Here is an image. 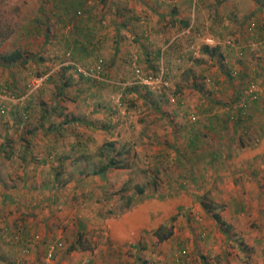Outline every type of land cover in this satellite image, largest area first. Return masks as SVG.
<instances>
[{"label":"crops","instance_id":"obj_1","mask_svg":"<svg viewBox=\"0 0 264 264\" xmlns=\"http://www.w3.org/2000/svg\"><path fill=\"white\" fill-rule=\"evenodd\" d=\"M28 1L12 6L19 18L0 44V52L21 48L22 61H0V83L22 88L27 71L53 65L51 57L73 47L74 39L79 63L92 67L102 58L106 69L95 85L69 76L67 96L58 93L63 80L44 84L29 119L18 128L13 121L21 117L17 108L26 98L9 103L0 115V264H264V46L252 48L246 29L254 19L264 27V0H196L191 5L187 0H85L92 12L84 15L74 10L80 0H49L48 8ZM259 33L264 36V28ZM209 36L220 44L225 68L241 71L260 86L257 103L243 108L241 120L249 112L250 126L234 130L228 123L252 141L242 147L233 142L226 154L210 130L214 112L197 113L194 133L188 122L189 113L205 106L197 90L198 105L189 104L188 67L201 74L211 98L220 100L231 91L211 64L216 56L200 52ZM225 37L232 45L222 44ZM170 42L175 51L163 54ZM130 53H137L143 71L163 72L168 91H175L171 83L181 87L180 101L169 102L160 87L155 92L133 83ZM227 111L221 114L228 116ZM200 134L208 137L206 146L202 140L192 143V135ZM191 144L200 148L189 156ZM135 166L156 177L142 184ZM202 197L221 205L227 235L200 206ZM165 222L171 235L157 241L154 232ZM84 231L95 236L68 250ZM33 233L38 241L28 242ZM54 240L62 247L46 260V245ZM180 249L185 257L175 255Z\"/></svg>","mask_w":264,"mask_h":264},{"label":"trees","instance_id":"obj_2","mask_svg":"<svg viewBox=\"0 0 264 264\" xmlns=\"http://www.w3.org/2000/svg\"><path fill=\"white\" fill-rule=\"evenodd\" d=\"M60 1H63V0H60ZM82 1L81 4L78 3L76 4L77 7H74V10H75V13L76 14H80L82 13V15H84V13H88V12H92L91 11V5H89L87 3L86 5V2L84 3L85 0H80ZM79 1V2H80ZM101 2L103 0H100ZM188 3L191 5V2L193 4H195V1L196 0H187ZM44 7V5L42 6ZM46 8H48L47 6H45ZM49 9H52V8H49ZM43 11V10H42ZM44 12V11H43ZM42 12V13H43ZM178 21V20H177ZM181 22V21H180ZM183 23V25H187L185 22H181ZM251 23L254 24V28L251 29V30H248L247 27L249 25H246V29H247V34H249V39L252 41V40H256V39H259V38H262L264 37L261 33H259V30L264 27L263 24L259 25L258 23L255 22V19L251 21ZM11 33V28H7L5 26L4 28V31H0V43H2L7 37L8 35ZM195 33V32H194ZM193 33H190L189 35H192ZM198 34H201V32ZM195 35V34H194ZM206 38V37H205ZM209 38L212 39V42L211 43H206L205 45L201 46L200 48V52L201 54L204 56H209V57H214L216 56V61L212 62L211 64H215L217 66V69L218 71L224 75L225 77V82L229 85L226 86V88L230 91V93H228V96H227V101H229V111L233 112L234 114H238L239 112H243V117L245 116V110L244 109H239V108H236V107H232V104L238 99V97L241 95V89L243 88V86H245V84L247 82H250L252 80H247L248 78H246V76H244V74L240 71H237V74H236V71L234 70H231L230 68L227 69L225 68V59L223 58V55L220 53L219 51V43L218 41H216V37L214 36H209ZM248 39V40H249ZM220 40H222V44L226 47L229 46L228 43H226L227 40H230V38H220ZM75 41V44L74 46L67 50H64L62 52V54H56L54 55L53 57H51V59L55 60V62L53 63V65H56L58 64V69L57 70H53L52 72L49 73V75L47 76V79L43 82L42 86L44 84H47V83H50V82H54V81H59L61 82L62 80V83H60V89H59V92L61 96H67V93H66V88H65V84H66V81L68 80L67 78L71 75H74L76 76V78L78 79H83V80H87L89 84L91 85H95V84H98L99 81L96 79V78H92L90 76H83L82 74H80L79 72L76 71V65L84 68V69H88L90 68L91 66H86L82 63H79L77 61L78 59V56L75 52V48L78 47L79 49V43L76 42L77 40L74 39L72 42ZM216 41V43H215ZM233 42V41H232ZM208 44H211V45H208ZM175 42H170V44L167 46V49H165L162 53L164 54V52H170L171 49L173 51H175ZM65 47H69L68 45H65ZM240 51V55H238V51L236 53V56L238 58V60L242 57V50H239ZM68 53L67 55H65V53ZM24 54V51L19 48V47H16V48H12V49H9V50H2L0 52V61L4 64H11V63H17V62H20L22 61V56ZM189 54V53H188ZM76 55V57H75ZM163 57H165L163 55ZM175 57V56H174ZM32 60H37L38 58L37 57H32L31 58ZM40 59V58H39ZM102 59V58H101ZM198 60V59H197ZM197 60H193L194 62L198 63ZM49 62V61H48ZM63 62H65L64 64H62ZM50 63V62H49ZM134 64L140 74L142 76H147V75H156L158 73V71L156 72H146V71H143L140 67V64H139V58H138V55L136 53V55L134 56V54H129L128 56V59H127V67L129 68V64L131 66V64ZM52 64H47L45 68H42V69H35V70H29L27 71L23 76V78L25 79L24 81V84H23V87L18 89L17 86L15 84H9V83H0V88L2 87H5L8 92L10 94H12L14 97L18 98L19 96H21L22 94H25V91H26V87H25V83L27 81V79L31 76H40L48 71H50V67L53 66ZM209 66H211L209 64ZM208 66V67H209ZM106 69V66L104 64V61L103 59L101 60V66H100V71H99V77L102 76L104 74V71ZM130 73L132 74L133 73V69L132 67H130ZM230 73H233L234 74V77H236V79L238 78V80L236 82H233L232 80L235 79L233 78V76H231ZM237 75V76H236ZM131 76V75H130ZM162 76L164 77V74L162 72ZM165 78V77H164ZM185 78L186 79H190L189 83H190V86H192L193 89L197 90L200 92V95L203 96L204 100H205V106H203V108L201 109V111H198V112H193V116H194V120L190 121L189 118H188V122L192 125L190 128L192 129V133H194V129L198 127V125L200 124V120L198 121V115L197 113L201 114V113H204L207 115H209V113L211 114V112H214L215 113V116H211L213 117L214 119L212 121H215V125H210L211 129L215 135H213L214 139L216 140V143L217 145L218 144H221L222 146V150L224 154L230 152L231 150H233L234 148L231 146V144H233V142H237V145L238 147H242L244 144L246 143H249L251 142L252 140V137L248 136L246 134V131L245 130H240V133H236L234 130H237V129H240V128H244L245 126H250V113L248 112L247 114V118L241 120L242 118L238 115L237 116V119L234 120V121H231L227 114H221V111L220 109H222V104L223 102H221L219 99H216V98H211V95L209 94V92L203 88L202 86V76L201 74H193L191 73V70L188 69V70H185ZM199 79V81L197 80ZM188 83V84H189ZM177 87V86H176ZM224 86H222L223 88ZM178 90L174 91V94L176 95V102L180 101V89L181 87H177ZM227 90V91H228ZM39 92V89L38 90H35L33 92H31L30 94L26 95L24 98V106L17 108L18 111L20 109L19 112H22L26 115V118L24 119V122L27 121V119H29V113L31 111V108L32 106L34 105H37L36 101L34 100L35 98V95ZM50 94L53 95V92L50 91ZM36 99V98H35ZM258 99V97H256L255 99H253L252 101H256ZM252 101H249V102H252ZM253 102V103H254ZM248 103V102H247ZM247 103L245 106H247ZM257 102L254 103V105L256 104ZM222 105V106H221ZM37 108V107H36ZM220 110V113L219 111ZM254 110L256 111H259L260 110V107H257L255 106L254 107ZM11 113H16V111L12 110ZM228 113V111H227ZM229 114V113H228ZM210 117V116H208ZM249 118V120H247ZM212 119V118H211ZM210 119V120H211ZM23 122V118L22 117H18L17 119H15L13 121V124L15 127L18 128V125L19 123ZM228 123H231L233 124L234 126V130L232 131V129L229 128L228 126ZM26 125V124H25ZM23 127V126H22ZM193 127V128H192ZM245 127V128H246ZM196 135V134H195ZM195 135H192L193 136V141L192 143L194 142V140H202L204 142H206L205 144H203L202 146H206L208 144V137L206 135H203V134H200L198 137H196ZM180 138H185V133L183 134H180L179 135ZM201 137V138H200ZM201 142V141H200ZM227 143V145H226ZM191 144L189 147V151L191 152L189 156H192L191 154H196V148L198 147V145L196 144V148L195 146ZM200 148V147H198ZM205 152H207L208 154L210 153V146H208V148L206 150H204ZM225 151V152H224ZM203 152V151H202ZM203 152V153H205ZM140 189H138L137 191H139ZM141 191V190H140ZM199 203H200V206L205 209V211L208 213V215L210 216V218L217 224L219 230L227 235V231H228V226L227 224L222 220V218L220 217V214H219V209L221 207V205L218 203L217 205L215 204L214 206L212 205H209V203L207 201L204 200V198L202 197L200 200H198ZM154 235L156 236L157 238V241H161L163 239H165L166 237H169L171 235V224L168 225L166 222L163 223V225H160L154 232ZM38 241V240H37ZM81 241V236L79 235L77 237V239H75L74 243L72 244H69L67 246V249L68 250H71L72 248H75L76 245H82V243L80 242ZM36 242V241H35ZM49 243V242H48ZM62 244V243H61ZM62 247V246H61ZM57 251V250H56ZM55 254V253H54ZM185 257V255H184ZM8 264H12V263H8Z\"/></svg>","mask_w":264,"mask_h":264},{"label":"built area","instance_id":"obj_3","mask_svg":"<svg viewBox=\"0 0 264 264\" xmlns=\"http://www.w3.org/2000/svg\"><path fill=\"white\" fill-rule=\"evenodd\" d=\"M254 28V24L250 23L247 27L248 30H251ZM204 42L205 43H211L212 39L209 37L204 38ZM226 43H228L229 45H232V40H227ZM249 45L251 47H262L264 46V37L259 38V39H254L252 40ZM68 53L66 52L65 55H67ZM238 55H240V51H238ZM65 63V62H64ZM100 66H101V59H97L95 65H93L92 67L88 68V69H84L78 65H76V71L79 72L80 74H82L83 76H90L92 78H99V71H100ZM132 69H133V83H139L142 85H145L148 89L152 90V89H156V88H162L163 90H166L168 93V100L171 103L176 102L177 98L176 95L174 94L173 91H168V83L165 81V79L162 76L161 72H158L156 75L152 76V75H147V76H142L138 70V68L132 63L131 64ZM50 71L40 75V76H31L27 79L26 83H25V87H26V91L25 94L21 97H14L12 94H10L8 92V90L5 87L0 88V115H3L6 113L7 111V107H8V103L11 102H19L20 100H23L26 95L30 94L31 92L38 90L43 82L47 79V76L49 75ZM231 76L234 77L233 73H230ZM260 92V86L257 85V83L255 81H250L247 82L245 84V86H243V88L241 89V95L238 97V99L232 104V107H236L239 109H243L246 105L247 102L252 101L253 99H255L258 94ZM242 117L243 112H239L238 114H234L232 111L229 112L228 114V118L231 121H234L237 119V116ZM21 117L23 119L26 118V115L24 113L21 114ZM189 120L192 121L194 120V116L193 113H189L188 114ZM22 124V122L20 123ZM20 227V223H17V228ZM39 239L38 235L33 233L32 235H30L29 238H27L28 242H35ZM62 244L60 241H51L49 243H47L46 245V249H45V254H44V258L46 260H50L54 253L56 252V250H58L59 248H61ZM22 252H26L27 249L26 248H22L21 249ZM186 254V250L185 249H180L179 251H177L176 256L178 257H183ZM12 264H19L18 261L13 262Z\"/></svg>","mask_w":264,"mask_h":264},{"label":"rangeland","instance_id":"obj_4","mask_svg":"<svg viewBox=\"0 0 264 264\" xmlns=\"http://www.w3.org/2000/svg\"><path fill=\"white\" fill-rule=\"evenodd\" d=\"M17 1H19V0H0V31H4V28H5V26L7 27V28H11V23L12 22H14V21H17L18 20V18H19V16H18V14L16 13V12H14L13 10H12V6H15L14 4L17 2ZM27 1V0H26ZM97 1V0H96ZM106 1H112V0H106ZM33 2V0H29L28 1V4H31ZM49 2V0H36V3L35 4H40V5H46L45 3H48ZM91 2V1H90ZM119 3H118V6L120 7V1H118ZM89 4V3H88ZM86 5H87V3H86ZM109 5H110V3H109ZM47 6V5H46ZM111 6V5H110ZM109 6V7H110ZM102 8V7H101ZM109 9V8H108ZM6 40H4L2 43H4ZM2 43H0V44H2ZM252 48H254V47H252ZM254 49H260L259 47H256V48H254ZM62 64H64V62L62 63ZM209 64V63H208ZM207 64V65H208ZM188 65V64H187ZM191 66H192V64H190ZM188 68H190L191 69V71H193L194 70V68L195 67H188ZM58 68L56 67V68H53L52 69V71L53 70H57ZM194 72V71H193ZM203 75V74H202ZM183 78L184 77H180V80H183ZM198 81H199V79H197ZM42 87V86H41ZM40 87V88H41ZM169 87V86H168ZM170 88H173L175 91L176 90H178L177 89V87H175L174 86V83H171V85H170ZM203 88H205L204 86H203ZM184 89H187V90H185V91H188V96H189V98H190V100H191V102H189V104H192V106H193V108L195 107V105H198L197 104V101H199L198 100V98H197V92H199V91H197L196 92V90L194 91L193 89H190V88H184ZM159 89H154V91L155 92H160V91H158ZM181 94H183L184 95V93L185 92H182V89H181V92H180ZM186 95H187V92H186ZM20 97V96H19ZM219 98H221L220 100H221V102H223V106H222V110L223 111H225V109H228L229 110V101H227V97H224V96H221V97H219ZM183 101V100H182ZM205 102V100L202 102V103H204ZM183 104L185 103V102H182ZM9 104V103H8ZM179 105H181V104H179ZM166 106V105H165ZM168 107V106H167ZM167 107H165V108H159V110H161V111H166L167 109ZM193 111H194V109H192ZM195 112V111H194ZM6 114V113H5ZM172 124H175V123H172ZM25 125H23V127H24ZM20 128H22V126L20 127ZM143 135H144V132L142 133ZM146 153H149V150L147 149V150H145L144 151V154H146ZM137 169H139L141 172H139V179H138V177H137V181H141L142 182V184H144V182L145 181H147L148 179H151V178H155L156 176H155V174L153 173H149V172H147L145 169H144V167L143 166H135ZM191 168H193V170L194 171H201V170H203L204 168H200V167H198V166H193V167H191ZM166 169V168H165ZM1 170L3 171V172H6V168L5 167H3V168H1ZM72 170H75V172L77 171V168L75 167V168H72ZM142 170H143V172H142ZM167 170V169H166ZM169 170V169H168ZM2 172V173H3ZM69 173H74L73 171L72 172H69ZM164 173H167V171H164ZM132 178V177H131ZM132 179H134L135 180V178H132ZM210 199V198H209ZM208 199V197L206 198H204V200L205 201H207V202H209V204L211 203L212 205H217V203L215 202V201H213L212 199L211 200H209ZM198 201V200H197ZM191 216H192V218H194L195 216H196V214H190ZM194 220H195V218H194ZM193 220V221H194ZM167 223V222H166ZM192 228H194V227H192ZM94 234L93 233H91L90 235H89V233L88 232H81V240H82V242H84V240L86 241H89L91 238H90V236H93ZM95 236V235H94ZM82 238H84V239H82ZM86 245V244H85ZM176 254H177V252H176ZM175 254V255H176ZM187 257V256H186ZM51 260V259H50ZM15 262V261H14Z\"/></svg>","mask_w":264,"mask_h":264},{"label":"clouds","instance_id":"obj_5","mask_svg":"<svg viewBox=\"0 0 264 264\" xmlns=\"http://www.w3.org/2000/svg\"><path fill=\"white\" fill-rule=\"evenodd\" d=\"M50 72H52V69L50 70ZM7 112V111H6ZM4 115V114H3Z\"/></svg>","mask_w":264,"mask_h":264}]
</instances>
